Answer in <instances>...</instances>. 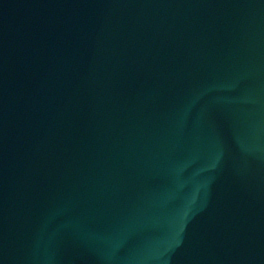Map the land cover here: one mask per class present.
Masks as SVG:
<instances>
[{
    "label": "water",
    "instance_id": "obj_1",
    "mask_svg": "<svg viewBox=\"0 0 264 264\" xmlns=\"http://www.w3.org/2000/svg\"><path fill=\"white\" fill-rule=\"evenodd\" d=\"M0 264H264V0H0Z\"/></svg>",
    "mask_w": 264,
    "mask_h": 264
}]
</instances>
